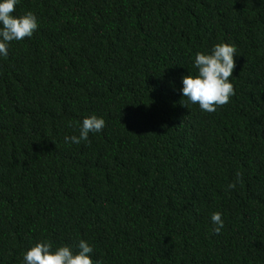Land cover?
Masks as SVG:
<instances>
[{"label": "trees", "instance_id": "trees-1", "mask_svg": "<svg viewBox=\"0 0 264 264\" xmlns=\"http://www.w3.org/2000/svg\"><path fill=\"white\" fill-rule=\"evenodd\" d=\"M26 12L38 29L0 55V264L80 240L93 264H264V0H18ZM218 43L236 48L235 95L208 113L182 77ZM92 115L102 131L66 142Z\"/></svg>", "mask_w": 264, "mask_h": 264}, {"label": "clouds", "instance_id": "clouds-1", "mask_svg": "<svg viewBox=\"0 0 264 264\" xmlns=\"http://www.w3.org/2000/svg\"><path fill=\"white\" fill-rule=\"evenodd\" d=\"M18 0H0V55L7 56L8 44L30 38L38 29V23L32 12H26L19 17L13 15ZM236 48L228 43L215 44L210 53L197 52L194 58L196 75L182 77V96L192 104H198L202 111L212 113L218 107L230 102L235 95L233 84L230 82L235 69L234 56ZM105 121L95 115L82 120L79 135L65 137L69 143L80 144L82 141L90 143L89 133L101 132ZM242 182V174L237 172L236 181L229 183L228 188L234 189L236 183ZM211 222L215 227L214 233L219 234L224 227L220 212L211 215ZM78 253L73 254L68 246H60L52 251L51 242L35 244L24 253L25 264H93L92 246L86 241L78 243ZM99 264V261L96 262Z\"/></svg>", "mask_w": 264, "mask_h": 264}]
</instances>
